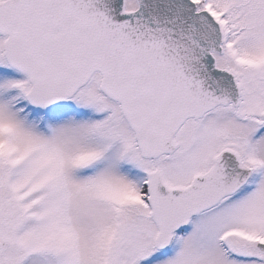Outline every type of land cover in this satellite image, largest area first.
I'll use <instances>...</instances> for the list:
<instances>
[{
	"label": "snow or ice",
	"instance_id": "6c2138e0",
	"mask_svg": "<svg viewBox=\"0 0 264 264\" xmlns=\"http://www.w3.org/2000/svg\"><path fill=\"white\" fill-rule=\"evenodd\" d=\"M0 264H264V0H0Z\"/></svg>",
	"mask_w": 264,
	"mask_h": 264
}]
</instances>
